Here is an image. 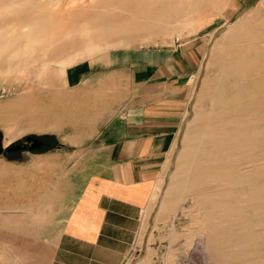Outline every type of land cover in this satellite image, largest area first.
<instances>
[{
	"label": "rangeland",
	"instance_id": "rangeland-1",
	"mask_svg": "<svg viewBox=\"0 0 264 264\" xmlns=\"http://www.w3.org/2000/svg\"><path fill=\"white\" fill-rule=\"evenodd\" d=\"M61 1H63L62 5L69 3L68 8H66L69 12L78 9V3L85 0ZM259 1L227 0L221 4L218 2L210 6L206 13L197 12L193 22L187 21L184 25L172 28L173 30L165 35H154L151 39L136 40L132 45L111 46L93 56L84 54V57V55H80L71 64L65 63V68L56 65V63H52L49 67L40 63L25 62L20 66L19 72L0 74V107L3 108V117L11 118L18 115L19 109L10 108L13 103L24 102L27 104L29 102L24 106L27 110H31L33 106L40 109L47 108L45 109V116L42 115L40 118L41 128L45 125L47 127L45 126L40 131L29 129L27 118L19 124L10 121L9 118L8 121L3 119L0 121V142L5 152L0 154V165L25 164L41 166L44 167V170H49L50 165H57L61 168L64 165L73 164L74 160L80 157L81 152H71L75 147L70 144H87V140L97 134L100 126L115 115L117 108L127 99L126 93L131 81V68L129 70V66H135L133 61L137 57L151 50L167 49L192 41H201L207 46V52L201 69L188 84L192 91V98L187 117L178 136L175 150L165 166L164 174L159 181L152 202L143 215L142 228L131 251L132 257L125 264L128 262V264H138L149 253L148 264H260L261 232H258L257 237L252 238L253 241H249L247 238L250 235L246 237L243 232H238L231 239V235H225V232L219 234L208 230V227L214 226V224L222 225V228L226 224L223 228L225 231L224 229L229 227V223L222 219H205V210L200 209L194 198L197 190L195 192L186 182L189 175L187 172H190L189 167L191 168L194 154L200 151L203 144L202 140H204L207 131L204 126L210 122V115L216 110L215 99L220 95L222 85L227 79L225 74L222 75V72L225 73V66L228 64V62L225 63L226 60L228 61V56L227 48L222 44V34L233 25L235 28H232L231 33H234L237 29V21L243 18L246 22L245 30L257 34L264 43V2H261L262 5L259 6ZM235 4L236 9L234 8ZM215 38L221 40L216 42ZM237 46L240 47L241 45ZM110 59L113 62L108 63ZM78 65L93 66L91 73L94 76L80 86H69L65 76L67 70ZM113 68L118 70L115 75L110 73ZM100 75L106 76L107 82L104 85L102 83L104 77ZM36 103L42 106L39 107V104ZM202 122L203 127L197 129L202 125ZM194 123L199 126L195 127ZM195 130L194 139L188 140L194 133L192 131ZM199 132L200 134H198ZM30 136L48 138L53 145L50 148H40L41 150L27 149L21 153L7 154V152H18L19 150L10 151L9 149L25 146L27 138ZM13 137L15 138L12 139ZM7 141L10 144L5 146ZM194 145L195 147H191ZM186 147L188 150L185 151ZM51 150L54 152H50ZM12 170L14 171L9 174L11 182L9 201L11 203L10 210H12L10 213L11 233L39 232L42 225L48 222L18 220L19 217L28 216V214L22 213L23 215L19 216L13 211L28 212L25 210V204L34 202L33 197L37 196L36 194L46 192L47 188L54 185L53 176L55 174L34 172L32 169H29L32 171H17L24 169L14 167ZM181 172H183V183L179 185L178 191L176 190L178 185L175 181L181 177L179 174ZM64 175L67 176L68 174L59 173L58 181L62 179L61 177H65ZM174 191L176 192L174 193ZM173 195L174 199H172ZM216 196L219 195H215L217 200L219 197ZM175 199L178 201L173 202ZM1 200L0 194V202ZM158 205L164 206L163 208H167V211L158 214ZM2 208L0 204V209ZM5 208L8 207L5 206ZM244 251L248 252L245 256L248 260L240 256ZM230 254H235V258L232 259ZM251 258L258 261L250 263ZM0 264H27V259L16 252L4 254L0 252Z\"/></svg>",
	"mask_w": 264,
	"mask_h": 264
},
{
	"label": "bare ground",
	"instance_id": "bare-ground-1",
	"mask_svg": "<svg viewBox=\"0 0 264 264\" xmlns=\"http://www.w3.org/2000/svg\"><path fill=\"white\" fill-rule=\"evenodd\" d=\"M226 1L85 0L78 3V9L67 12L69 3L62 5L61 0H0V74L19 72L25 62L49 67L56 63L65 68V63L71 64L80 55L93 56L111 46L132 45L136 40L165 35L187 21L193 22L197 12L206 13L210 6ZM233 26L221 37L227 48L228 64L222 72L227 79L215 99L216 110L204 126L207 131L203 144L194 154L186 182L197 190L194 198L205 210V219L229 223L225 231L226 224L223 228L214 224L208 230L225 232L231 239L243 232L246 237L250 235L249 241L261 232L259 263L264 264V43L257 34L245 30L243 18L231 33ZM27 104H11L10 108L19 109L18 115L11 118L3 117L0 107V121L9 118L19 124L27 118L29 129L42 130L46 125L41 128L40 118L47 108L33 106L27 110ZM203 122L200 127L194 123L195 127H203ZM192 132L188 140L194 139L196 130ZM9 144L5 142V146ZM179 174L176 190L183 183V172ZM215 195H219L217 200ZM161 205L158 214L167 211ZM131 257L130 253L128 260ZM230 257L235 258V254ZM252 258L250 263L258 261Z\"/></svg>",
	"mask_w": 264,
	"mask_h": 264
},
{
	"label": "crops",
	"instance_id": "crops-1",
	"mask_svg": "<svg viewBox=\"0 0 264 264\" xmlns=\"http://www.w3.org/2000/svg\"><path fill=\"white\" fill-rule=\"evenodd\" d=\"M206 52L203 42L192 41L137 57L135 66H129L127 99L87 144H70L75 147L71 152H81L73 164L50 165L49 170L0 165V252L22 254L27 264H125L175 150L192 98L188 84L201 69ZM92 69L70 67L67 84L77 87L92 79ZM100 76L104 85L106 76ZM13 167L55 174L54 185L25 204L28 212L13 211L28 214L18 220L48 222L39 232L11 233ZM59 173L68 175L58 181ZM149 257L150 253L138 264H148Z\"/></svg>",
	"mask_w": 264,
	"mask_h": 264
},
{
	"label": "water",
	"instance_id": "water-1",
	"mask_svg": "<svg viewBox=\"0 0 264 264\" xmlns=\"http://www.w3.org/2000/svg\"><path fill=\"white\" fill-rule=\"evenodd\" d=\"M33 141V144L31 145V150H36V149H40L42 147V145H44V140H41L37 137H33V136H30L27 138V143H30ZM47 145L46 147L50 148L51 147V143H50V140H47L46 141ZM21 147L20 146H16L14 148H11L9 149L10 151H18ZM4 153V150L2 148V145H1V142H0V154H3Z\"/></svg>",
	"mask_w": 264,
	"mask_h": 264
},
{
	"label": "flooded vegetation",
	"instance_id": "flooded-vegetation-1",
	"mask_svg": "<svg viewBox=\"0 0 264 264\" xmlns=\"http://www.w3.org/2000/svg\"><path fill=\"white\" fill-rule=\"evenodd\" d=\"M39 139H41V140H44V145H42V147H41V149H43V148H46V145H47V143H46V141L47 140H49L48 138H39ZM51 144H52V142H50ZM33 144V141L32 142H30V143H26L25 144V146H22L21 147V149H19V151L18 152H7V154L8 155H11V154H14V153H21V152H24V151H26L27 149H30V146ZM40 149V150H41ZM5 153V152H4ZM3 153V154H4ZM7 158H10L9 156H7Z\"/></svg>",
	"mask_w": 264,
	"mask_h": 264
}]
</instances>
